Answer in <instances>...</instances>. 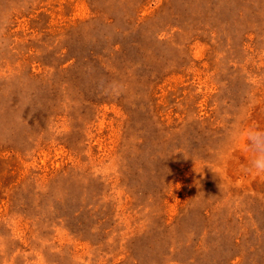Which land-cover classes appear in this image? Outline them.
Returning a JSON list of instances; mask_svg holds the SVG:
<instances>
[{
	"label": "rangeland",
	"instance_id": "374dc122",
	"mask_svg": "<svg viewBox=\"0 0 264 264\" xmlns=\"http://www.w3.org/2000/svg\"><path fill=\"white\" fill-rule=\"evenodd\" d=\"M249 129L264 0H0V264H264Z\"/></svg>",
	"mask_w": 264,
	"mask_h": 264
},
{
	"label": "clouds",
	"instance_id": "9594fccd",
	"mask_svg": "<svg viewBox=\"0 0 264 264\" xmlns=\"http://www.w3.org/2000/svg\"><path fill=\"white\" fill-rule=\"evenodd\" d=\"M244 138L247 150L253 154L251 170L257 175L264 174V131L249 129Z\"/></svg>",
	"mask_w": 264,
	"mask_h": 264
}]
</instances>
